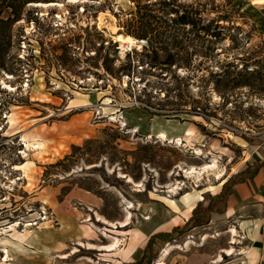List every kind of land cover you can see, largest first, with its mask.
I'll use <instances>...</instances> for the list:
<instances>
[{
	"label": "rangeland",
	"instance_id": "obj_1",
	"mask_svg": "<svg viewBox=\"0 0 264 264\" xmlns=\"http://www.w3.org/2000/svg\"><path fill=\"white\" fill-rule=\"evenodd\" d=\"M178 1L203 4L209 19L226 16L207 56L185 43L175 58L188 67L171 66L166 76L169 86L171 76L187 77L182 87L205 117L146 110L143 89L149 111L176 108L177 100L161 85L166 52L141 53L147 41L125 34L136 0L26 5L12 30L13 73L0 70V264L137 259L152 232L183 226L198 200L205 207L232 174L262 157L263 31L236 0ZM118 36L134 42L123 47ZM230 64L259 72L252 86L217 93L208 71ZM212 163L209 173L186 174ZM263 184L236 188L230 212L213 211L203 225L175 233L151 264H249L241 256L253 223L264 219Z\"/></svg>",
	"mask_w": 264,
	"mask_h": 264
},
{
	"label": "trees",
	"instance_id": "obj_2",
	"mask_svg": "<svg viewBox=\"0 0 264 264\" xmlns=\"http://www.w3.org/2000/svg\"><path fill=\"white\" fill-rule=\"evenodd\" d=\"M33 0H0V70L7 73H13L12 59L15 57L11 55L13 46V25L24 17L25 7ZM135 1V0H133ZM140 0H136V10L133 16L127 20V30L125 34L133 35L139 39H145L147 46H143L141 53L148 54L149 52L154 56H159V51L166 52L165 58L162 62H150V66H157L165 75L160 77L165 80L161 82L162 87L166 90L168 96L176 97V108L170 110L154 109L149 111L148 108L153 107L150 102V95L145 92L146 110L150 114H195L205 117V113L200 108V100L194 98L189 90L182 87L183 80L187 77L171 76L173 79L172 86H169L167 79L168 72L171 71V66L180 67L183 64L178 62L175 58L176 51L187 48L185 43L192 45V54L195 56L206 57L210 49L209 43L219 42L222 38L220 20H226V16L218 14L217 18L206 17V7L199 3L184 4L178 0H155L149 4H140ZM188 27V29H186ZM173 50V52H172ZM137 53L136 50H132ZM127 56V66L131 65L133 58L130 59L129 53ZM199 62L196 66V71H201ZM103 68L106 71H111L110 66L102 61ZM189 63L183 66L188 67ZM226 69L220 68L218 71H208L209 77L213 78L212 89L217 93L233 91L236 88L253 84L252 78L259 72L258 69H248L247 66L237 68L236 65L230 64ZM204 69V68H203ZM195 71V73H196ZM172 82V80H171ZM146 85L143 86L145 88ZM186 90V91H185ZM75 148V146H73ZM264 166V156L262 159L256 158L255 161L248 165L244 170L232 174L222 185L221 190L216 193L210 202L201 207V201L198 200L195 206L191 209V215L183 223V226H173L170 230L153 232L147 239L141 256L131 261H125L119 264H151L155 257L156 249L161 247L166 242L174 239V234H181L185 230L203 225L210 219V213L215 211L225 213L227 201L233 192V186L236 183L244 182L252 179L259 169ZM221 203L220 209L216 205Z\"/></svg>",
	"mask_w": 264,
	"mask_h": 264
},
{
	"label": "crops",
	"instance_id": "obj_3",
	"mask_svg": "<svg viewBox=\"0 0 264 264\" xmlns=\"http://www.w3.org/2000/svg\"><path fill=\"white\" fill-rule=\"evenodd\" d=\"M236 1L238 2V5H241L243 11L245 10L246 12L252 15V17L255 20V23L264 33V0H236ZM160 133H164V132H157L155 135H159ZM190 133L191 130L185 131L186 139L189 138ZM263 156H264V152H262V157L259 159H262ZM255 159L256 158H254L253 161L252 160L248 161V164H245L244 168L240 169L239 171L244 170L248 165L252 164L255 161ZM263 179H264V166L259 169L257 174L252 179H249L244 182L236 183L233 186V192L229 196V198L232 195H234L236 188H254V187L259 188L258 183H260ZM228 201H227L225 213L230 212V209L228 207ZM253 225H254L252 229L253 240L251 241V243L247 245L246 254L244 255L243 253H241L240 255L243 254V256H241L242 258L247 257L246 259L248 260L249 264H264V219L259 223L254 222Z\"/></svg>",
	"mask_w": 264,
	"mask_h": 264
},
{
	"label": "bare ground",
	"instance_id": "obj_4",
	"mask_svg": "<svg viewBox=\"0 0 264 264\" xmlns=\"http://www.w3.org/2000/svg\"><path fill=\"white\" fill-rule=\"evenodd\" d=\"M116 40L123 47H124V44L125 43H126L125 46H128V45H131L134 42V39H132L131 37H122V36L116 37ZM126 49H128V48H126ZM216 166H217L216 163H214V164L212 163V164H207V165H205V166H203L201 168H195V167H193V168H191V171H188L186 174H191L194 177L195 176L198 177V176H201L204 173H209V171L211 172ZM223 176H224V173H219V174H217L216 178L217 179H221ZM176 189H179V187H177ZM176 189H174V190H176ZM124 225H127V224L124 223ZM113 246L114 245L109 246L108 249L109 250H113L114 249ZM165 252L167 253V249L165 250ZM160 264H162L161 261H160Z\"/></svg>",
	"mask_w": 264,
	"mask_h": 264
}]
</instances>
